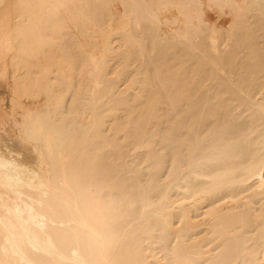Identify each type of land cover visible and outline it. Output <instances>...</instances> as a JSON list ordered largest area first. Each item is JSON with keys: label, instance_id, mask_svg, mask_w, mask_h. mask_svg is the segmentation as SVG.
Returning <instances> with one entry per match:
<instances>
[{"label": "bare ground", "instance_id": "bare-ground-1", "mask_svg": "<svg viewBox=\"0 0 264 264\" xmlns=\"http://www.w3.org/2000/svg\"><path fill=\"white\" fill-rule=\"evenodd\" d=\"M0 264H264V0H0Z\"/></svg>", "mask_w": 264, "mask_h": 264}]
</instances>
